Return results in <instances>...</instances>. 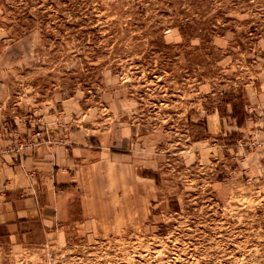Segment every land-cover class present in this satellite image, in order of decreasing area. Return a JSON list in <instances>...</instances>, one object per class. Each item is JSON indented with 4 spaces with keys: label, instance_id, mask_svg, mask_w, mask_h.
<instances>
[{
    "label": "rangeland",
    "instance_id": "rangeland-1",
    "mask_svg": "<svg viewBox=\"0 0 264 264\" xmlns=\"http://www.w3.org/2000/svg\"><path fill=\"white\" fill-rule=\"evenodd\" d=\"M2 137L98 156L0 264H264V0H0Z\"/></svg>",
    "mask_w": 264,
    "mask_h": 264
},
{
    "label": "crops",
    "instance_id": "crops-1",
    "mask_svg": "<svg viewBox=\"0 0 264 264\" xmlns=\"http://www.w3.org/2000/svg\"><path fill=\"white\" fill-rule=\"evenodd\" d=\"M7 142L2 137L0 145ZM97 156L91 148L53 141L25 146L19 154L0 152V224L11 235L30 220L61 229L89 217L79 182Z\"/></svg>",
    "mask_w": 264,
    "mask_h": 264
},
{
    "label": "built area",
    "instance_id": "built-area-1",
    "mask_svg": "<svg viewBox=\"0 0 264 264\" xmlns=\"http://www.w3.org/2000/svg\"><path fill=\"white\" fill-rule=\"evenodd\" d=\"M33 142H34V141H31V142L29 143V145L32 144ZM23 145L25 146L26 144H24V143H19V145L17 146V148L19 149V148L22 147Z\"/></svg>",
    "mask_w": 264,
    "mask_h": 264
}]
</instances>
